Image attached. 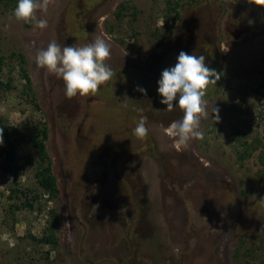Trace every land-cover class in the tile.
Masks as SVG:
<instances>
[{
  "label": "rangeland",
  "instance_id": "obj_1",
  "mask_svg": "<svg viewBox=\"0 0 264 264\" xmlns=\"http://www.w3.org/2000/svg\"><path fill=\"white\" fill-rule=\"evenodd\" d=\"M6 2L1 79L25 83L15 54L24 55L36 100L2 91L0 116L25 139L12 138L22 167L29 141L48 128L59 195H43L35 211L16 210L23 192L34 196L38 185L31 166L18 182L2 170L0 144V264H264V7L248 0H51L46 13L37 12L48 25L39 29L18 22ZM97 37L111 45L106 63L114 74L94 96L67 99L62 79L38 68L35 55L53 40L84 46ZM181 51L204 55L221 77L205 97L204 138L187 147L164 131L183 112L166 111L158 94L162 71ZM141 116L145 139L133 133ZM244 143L259 148L240 161ZM51 209L59 216L56 247L38 242L49 233Z\"/></svg>",
  "mask_w": 264,
  "mask_h": 264
},
{
  "label": "clouds",
  "instance_id": "obj_2",
  "mask_svg": "<svg viewBox=\"0 0 264 264\" xmlns=\"http://www.w3.org/2000/svg\"><path fill=\"white\" fill-rule=\"evenodd\" d=\"M51 0H18L13 16L18 22L34 23L39 29L47 28V20L39 19L37 12H47ZM227 2V0H226ZM237 0H235V3ZM257 6L264 7V0H248ZM228 51V48L221 50ZM111 57V45L102 37L84 46H63L55 40L46 49L38 50L35 63L38 68L62 79L65 96L72 99L77 95L94 96L101 85L113 76V70L106 61ZM204 55H190L181 51L175 66L166 68L158 81V94L162 97L161 104L167 106L166 111H173L178 106L183 112L182 119L173 121L165 133L174 138L178 147H187L193 139L202 140L204 131L201 128L202 119L209 116L208 101L205 99L210 85H216L221 78L215 69L205 64ZM146 95V89L139 86L135 89ZM178 103L174 106V101ZM214 121H220L219 109L212 108ZM147 117L141 116L133 129L138 139L148 135ZM3 129H0V144L3 143Z\"/></svg>",
  "mask_w": 264,
  "mask_h": 264
},
{
  "label": "trees",
  "instance_id": "obj_3",
  "mask_svg": "<svg viewBox=\"0 0 264 264\" xmlns=\"http://www.w3.org/2000/svg\"><path fill=\"white\" fill-rule=\"evenodd\" d=\"M6 4L10 6L12 3V9L14 10L18 0H6ZM124 8V7H123ZM173 11H176V7L172 8ZM118 18H121L120 15H118ZM16 57H18L20 64H21V72H22V78L25 80V83L21 87H16L13 84V79L9 78L7 82H4L1 77L5 71L6 64L8 58L1 52L0 49V92L2 91H14L16 92L19 90V98H21L24 101L31 102L35 104L36 95L34 93L32 81L30 78V75L28 74V71L25 67L26 61L24 58V55L22 54H15ZM0 129H3V141L5 144L4 149L2 150V154L5 157V162L2 164V170L6 172L7 174L11 175L16 182H18V178L20 176V171L25 166H31L35 173L36 183L38 185L37 191L42 193V195L38 194V192H35L34 196H29L27 193L23 192L25 195V201L23 200L21 202V208L17 207L16 210H22L27 209L30 211H35L36 209V202L45 194H47L48 201H53L58 198L59 195V187L57 183L56 176L53 172V163L52 159L48 153L47 150V140L49 138V131L47 127H40L37 131L35 136L29 141L30 148L32 149V152L28 155L21 158L24 165L18 164V158L14 149V142L12 141V138L14 135H17V142L24 141L25 139L20 135V132L18 129L11 127L8 124V121L0 116ZM257 144H260V141L257 140ZM244 150L240 154V161H244L247 158H250L253 156L254 152L258 150L259 147L255 146L253 143L243 144ZM261 159L264 162V154L261 155ZM260 179H264V173H259ZM33 190L29 189L28 192H31ZM17 189H12L11 193H14L17 195ZM12 196V195H11ZM12 198V197H11ZM39 212H41V208H39ZM14 213V212H13ZM50 215L52 216V222L50 223L49 233L47 235H44L41 239H38V242L43 243L45 245H52L53 247H56L58 245V238L56 237V229L59 222V216L55 209H51L49 211ZM15 220V219H14ZM16 223V220H15ZM37 240L36 238H34Z\"/></svg>",
  "mask_w": 264,
  "mask_h": 264
}]
</instances>
